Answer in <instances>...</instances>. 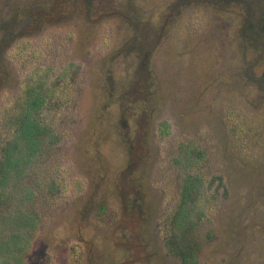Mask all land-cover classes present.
Returning <instances> with one entry per match:
<instances>
[{
	"label": "rangeland",
	"instance_id": "374dc122",
	"mask_svg": "<svg viewBox=\"0 0 264 264\" xmlns=\"http://www.w3.org/2000/svg\"><path fill=\"white\" fill-rule=\"evenodd\" d=\"M43 79L50 135L0 183L23 264H181L191 174L196 264H264V0H0V143Z\"/></svg>",
	"mask_w": 264,
	"mask_h": 264
},
{
	"label": "trees",
	"instance_id": "16d2710c",
	"mask_svg": "<svg viewBox=\"0 0 264 264\" xmlns=\"http://www.w3.org/2000/svg\"><path fill=\"white\" fill-rule=\"evenodd\" d=\"M22 87L21 102L15 105V112L10 116V135L0 143V183L6 180L9 174L22 172V168L17 167H26L32 162L46 141L45 136L49 134V126L41 117L44 111L55 106L52 104L55 103V100H52V86L43 79L28 80ZM193 153L197 158L202 157L201 151L195 150ZM201 180L200 174L185 176L181 201L168 218L167 246L179 254L181 264H196V256L191 246L181 241L188 237L192 223L191 205L200 195V192L196 191H200L198 188L202 185ZM29 215L27 212L13 211L0 217V222L10 219L13 223L9 233L0 234V253L5 254L0 264H23V254L29 245V237L19 231L22 225L28 222Z\"/></svg>",
	"mask_w": 264,
	"mask_h": 264
}]
</instances>
